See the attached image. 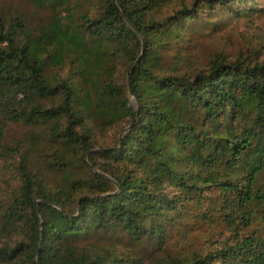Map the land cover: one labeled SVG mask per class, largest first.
I'll list each match as a JSON object with an SVG mask.
<instances>
[{
    "label": "trees",
    "instance_id": "obj_1",
    "mask_svg": "<svg viewBox=\"0 0 264 264\" xmlns=\"http://www.w3.org/2000/svg\"><path fill=\"white\" fill-rule=\"evenodd\" d=\"M38 28L0 0V118L48 132L49 184L21 145L0 148L18 184L0 199V264H264V58L165 54L205 15L264 0H31ZM194 207L229 237L166 253L167 224ZM264 217V216H263ZM124 234L149 261L96 239Z\"/></svg>",
    "mask_w": 264,
    "mask_h": 264
},
{
    "label": "rangeland",
    "instance_id": "obj_2",
    "mask_svg": "<svg viewBox=\"0 0 264 264\" xmlns=\"http://www.w3.org/2000/svg\"><path fill=\"white\" fill-rule=\"evenodd\" d=\"M7 8L19 9L28 23L33 27H40L51 19L50 10L37 8L31 0H1ZM256 12H250L242 17L217 15L211 18L205 15L202 21L190 30L186 41L179 46H174L165 54L164 63L169 66L180 58H185L187 63L194 64L198 68H206L211 59L217 54H223L228 58L249 56L250 53L264 58V3L256 6ZM51 125L31 127L25 124L6 123L0 118V148L21 145L23 150L32 154V160L44 169L49 184L55 185L62 179V175L54 170H48L44 165V156L39 150L49 154L48 132ZM9 159L0 157V199L8 198L9 192L18 184L15 169L10 165ZM258 187L264 189V174L258 181ZM263 211L255 218L250 232H264V206H258ZM197 210L192 207L188 213L180 217L172 224H167L168 238L166 253H190L208 252L220 245L223 239L229 237V232L221 223L204 222L197 216ZM101 244L114 243L124 252L139 255L145 261L152 256L162 255L149 240H143L142 244L130 241L124 234L113 237L96 239Z\"/></svg>",
    "mask_w": 264,
    "mask_h": 264
}]
</instances>
